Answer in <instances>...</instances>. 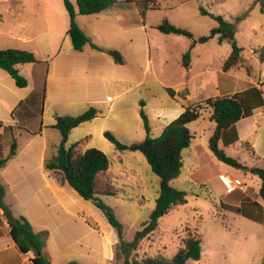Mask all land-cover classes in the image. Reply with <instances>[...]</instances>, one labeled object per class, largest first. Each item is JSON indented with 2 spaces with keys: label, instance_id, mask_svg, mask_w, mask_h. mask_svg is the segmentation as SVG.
<instances>
[{
  "label": "rangeland",
  "instance_id": "rangeland-1",
  "mask_svg": "<svg viewBox=\"0 0 264 264\" xmlns=\"http://www.w3.org/2000/svg\"><path fill=\"white\" fill-rule=\"evenodd\" d=\"M70 1L77 9L76 0ZM155 2L157 8L147 11L144 24L136 5L126 0H116L96 14H78L77 23L88 42L77 51L67 35L69 17L63 0H0V49L29 50L37 59L16 65L27 81L24 87L16 86L0 68V158L8 154L13 138L18 145L16 155L0 167L3 201L15 218L34 213L42 220L36 224L50 230L52 264L65 260L122 264L125 254L120 237L124 243L132 242L154 207L159 177L141 152L116 151L105 131L125 144L140 142L146 136L144 113L150 134L156 137L186 106L264 81V62L259 60L264 47V0ZM201 9L222 15L236 27L234 38L243 48V60L228 71L221 66L231 51L229 42L219 43L214 37L189 50L190 38L156 29L166 19L187 29L194 39L208 35L216 21L201 14ZM92 44L103 51L93 49ZM111 48L122 53L124 64H116L105 52ZM188 50L190 65L185 67L182 55ZM166 88L174 90L172 98ZM89 106H94L98 115L73 128L64 145L68 148L77 143V150L95 147L108 156L109 167L98 179L114 194L97 196L112 210L120 229L109 223L92 200L83 199L68 184L58 186L59 176L43 167L61 142L53 127L56 118L76 116ZM209 112L202 110V115L187 125L191 142L182 150L180 175L170 182L185 192L186 203L173 206L159 218L156 229L136 250L129 251L130 261L171 259L191 232L201 240V257L185 264H240L239 255L232 254L238 250L244 264H261L262 258L257 261L255 256L264 248V219L253 221L224 205L238 206L248 198L257 200L264 210V201L258 196L260 180L247 170L264 166V159L259 160L255 150L264 145L263 131L255 123L244 133L246 139L229 145L219 141L225 154L239 163L229 165L208 148L214 128ZM226 177L240 179L248 189L226 193ZM105 237L115 253L110 262L102 250ZM237 241L248 245L235 249ZM88 246L101 247V255L86 249ZM246 250L252 251V256L246 255Z\"/></svg>",
  "mask_w": 264,
  "mask_h": 264
},
{
  "label": "trees",
  "instance_id": "trees-1",
  "mask_svg": "<svg viewBox=\"0 0 264 264\" xmlns=\"http://www.w3.org/2000/svg\"><path fill=\"white\" fill-rule=\"evenodd\" d=\"M126 1L133 2L136 5L142 24H144L147 11L157 8L155 0ZM115 2L116 0H76L77 9H75L70 0H63L64 8L69 17L67 35L74 50H82V47L88 42L87 36L77 23V15L99 13L112 6ZM201 14H208L216 21V25L210 29L208 35L200 36L197 39H194L187 29L176 26L166 19L156 25V29L163 34H177L190 38L189 50L197 42L203 43L214 37L219 43L227 41L231 45V51L223 61L221 69L228 71L241 63L243 60L241 56L243 48L238 46L235 41V25L227 21L222 15H214L203 9H201ZM91 47L103 51L101 47L94 44ZM189 50L182 55L181 63L185 67L190 65ZM105 52L112 57L116 64L125 63V58L119 50L111 48ZM36 60L34 53L29 50L17 48L0 49V68L13 78L18 87L26 86L27 81L20 75L16 65L33 63ZM259 60L264 62V47L261 48L259 53ZM166 91L171 98L174 96L173 89L166 88ZM257 108H262L264 114V90L259 86L252 85L232 94L208 97L193 106H186L176 118L162 128L160 135L156 137L150 134L144 113H141V117L144 122L146 136L140 142L125 144L119 141L110 131L104 132L105 137L113 144L116 151L131 150L141 152L151 171L159 177L158 195L147 221L141 225V229L135 232L132 242L124 243L122 237H120V249L125 254V260L122 264H185L189 259H200L201 240L196 234L191 232L182 239V245L171 259L147 257L139 262L137 260L130 261L128 257L129 251L136 250L139 243L156 229L160 217L168 213L173 206L186 203L185 192L172 187L170 182L180 175L183 168L182 150L189 147L191 142L192 137L187 125L197 120L202 115V110H209V119L214 122V128L208 139L209 150L219 161L239 166L238 161L227 156L218 144L219 141H222L223 145L236 142L238 140L236 122L241 118L252 115ZM97 115L98 110L94 106H89L84 112L76 116H58L53 127L58 130L61 142L56 153L44 160L43 167L45 171L58 175L60 184H68L80 197L85 200H92L98 208L104 211L109 223L113 227L120 229L121 225L112 210L97 196L114 194L109 185H100L98 179L99 174L106 171L109 167L108 156L95 147L77 150V143L72 144L68 148L64 145L73 128L83 122L92 120ZM17 149V142L13 138L8 154L0 158V167L16 155ZM249 172L259 178L258 196L264 201V166H251ZM3 195L4 187L0 183V210L8 224L10 241L18 247L20 252H31L33 264H51L44 253L49 232L47 230L34 231L31 223L24 216L13 217L10 209L4 204ZM224 206L226 210L240 213L253 221L262 222L264 219L263 207L257 200L245 198L238 206L229 204ZM90 225L98 229L97 226ZM65 264L80 263L76 260H70ZM261 264H264V255Z\"/></svg>",
  "mask_w": 264,
  "mask_h": 264
},
{
  "label": "crops",
  "instance_id": "crops-1",
  "mask_svg": "<svg viewBox=\"0 0 264 264\" xmlns=\"http://www.w3.org/2000/svg\"><path fill=\"white\" fill-rule=\"evenodd\" d=\"M256 85L259 86L263 89V85H264V81H260L258 80L257 82H253V84L249 85ZM240 91V90H238ZM230 93H221V95H226V94H232L236 91H228ZM263 109L262 108H257L253 111L252 115L245 117V118H241L240 120H238L236 122V129H237V133H238V140L237 141H241L242 139H246L244 135V133H246L247 129L251 126V124H258V128L263 131L262 133V137L264 140V114H263ZM210 115V112H209ZM236 141V142H237ZM253 147H256V142H253ZM256 154L257 156H259V160H263L264 159V145L260 146V148L256 147ZM264 161V160H263ZM249 172V171H248ZM56 184L59 185H63L60 184V178L57 177L56 179ZM260 186V185H259ZM259 189V188H258ZM230 204V203H229ZM233 205V204H232ZM237 205V204H235ZM41 215H44V213H42ZM13 216V214H12ZM19 216V215H18ZM20 216H24L25 218H27L29 220V222L32 224V227L34 229V231H40V230H44V228H42L43 226L41 225H37L36 223H41L42 220L41 219H37L36 214L34 215V213L32 214V216H30V214L25 215V214H21ZM14 217V216H13ZM16 217V216H15ZM35 223V224H34ZM35 225V226H34ZM48 230V229H47ZM53 231V230H51ZM8 232H9V228H8V224L6 219L3 217L1 210H0V264H33L31 261L32 258V253L28 252V253H22L20 252V250L18 249V247L16 245H14L9 237H8ZM50 230H49V237H50ZM48 237L45 249H44V253L45 255L49 258L51 264L53 263V251L51 249L52 244L50 241V238ZM234 245H236L235 249H240L241 246L243 245H248V243H245V241H237L234 243ZM113 244L110 243L109 238L105 237L103 242H102V249L103 253H104V257L108 259V261H111V258L114 256V252H113V248H112ZM227 247V246H226ZM234 248V247H233ZM86 249H94L95 251H97L98 254L101 255V247L99 249V247H97V250L95 249V247L92 246H88L86 247ZM264 248H259V250L257 251L256 254V260L258 261V259L262 258L264 255ZM252 251L250 250H246L245 254L246 255H251L252 256ZM232 254L235 256L236 254L239 255V259H240V264H244L242 262V258L240 257V255H242L241 251H233ZM247 259H250L249 256H246ZM247 259H244V261H247V263L249 262ZM255 260V261H256ZM67 260L62 261L60 264H65Z\"/></svg>",
  "mask_w": 264,
  "mask_h": 264
},
{
  "label": "built area",
  "instance_id": "built-area-1",
  "mask_svg": "<svg viewBox=\"0 0 264 264\" xmlns=\"http://www.w3.org/2000/svg\"><path fill=\"white\" fill-rule=\"evenodd\" d=\"M238 189L246 191L248 189V186L238 178H233V179H230L228 177L225 178L226 193H232Z\"/></svg>",
  "mask_w": 264,
  "mask_h": 264
},
{
  "label": "water",
  "instance_id": "water-1",
  "mask_svg": "<svg viewBox=\"0 0 264 264\" xmlns=\"http://www.w3.org/2000/svg\"><path fill=\"white\" fill-rule=\"evenodd\" d=\"M247 170H249V168Z\"/></svg>",
  "mask_w": 264,
  "mask_h": 264
}]
</instances>
